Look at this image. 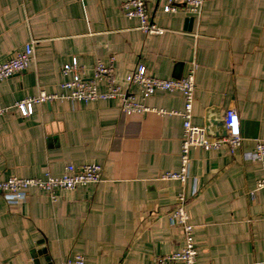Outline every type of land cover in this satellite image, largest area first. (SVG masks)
Returning <instances> with one entry per match:
<instances>
[{
  "label": "crops",
  "instance_id": "crops-1",
  "mask_svg": "<svg viewBox=\"0 0 264 264\" xmlns=\"http://www.w3.org/2000/svg\"><path fill=\"white\" fill-rule=\"evenodd\" d=\"M123 1L0 0V60L35 41L30 66L0 81V106L63 92L62 67L73 58L91 75L97 60L115 56L121 81L139 64L181 78L196 63L193 123L205 127L210 108L218 116L235 108L242 146L194 148L182 185L161 176L180 169L184 120L157 112L183 109L178 90L154 93L145 104L156 111L144 114L124 113L119 99L42 102L27 117L13 107L0 115V180L97 162L102 181L60 190L56 201L31 189L10 203L0 192V264H64L76 254L86 264H155L184 244L168 217L182 190L199 264H264V188H256L264 162L247 157L264 141V0H205L200 16L145 0L164 34L143 32Z\"/></svg>",
  "mask_w": 264,
  "mask_h": 264
},
{
  "label": "built area",
  "instance_id": "built-area-1",
  "mask_svg": "<svg viewBox=\"0 0 264 264\" xmlns=\"http://www.w3.org/2000/svg\"><path fill=\"white\" fill-rule=\"evenodd\" d=\"M163 11L175 13L180 6H185L186 12L200 16L205 0H163ZM123 13L128 18H138L139 28L148 34H164L166 29L158 25L151 16L145 0H125L122 5ZM35 57V41L27 42L16 52L0 60V81L6 80L16 73L26 70ZM115 56H111L108 62L97 60L92 68L91 75L88 68L79 64L77 58L62 67L64 80L61 83L63 92L47 93L39 92L38 95L16 101L13 106H0V115L6 114L13 107L17 108L25 117L34 111V105L54 100H70L77 102H91L107 99H119L124 113L144 114L156 111L145 104V100L157 91H180L184 96V107L182 110H157L161 115L174 114L183 118V138L180 153V169L178 171H167L161 176L164 180H178L185 185L190 178L191 151L200 148L206 151L221 150L227 147L230 152L235 153L242 146L244 137L241 132L240 119L235 108L226 111L225 125L227 136L216 138L208 135L206 128L193 123L194 101L196 81L195 73L198 65L196 63L181 78H160L148 73L145 65L139 64L128 72L121 81L116 73ZM106 84V90L99 89V83ZM131 86L139 88L141 99L130 90ZM253 161L264 162V141L257 143L255 151L247 156ZM102 181V166L97 162L85 163L76 166L69 163L65 166L62 175L56 176L50 172L43 176L18 177L11 176L0 180V192H2L10 203L24 201L28 198L31 189H37L47 193L53 201L58 199V191L75 190L79 186L99 183ZM257 189L264 188V176L257 181ZM197 188L193 189V194ZM189 199L184 190L177 194V206L169 213V223L178 227L184 235V244L181 249L172 253L157 256L155 264H199L198 246L195 240V225L190 221L186 205ZM64 264H86L83 254H76L64 261Z\"/></svg>",
  "mask_w": 264,
  "mask_h": 264
},
{
  "label": "water",
  "instance_id": "water-1",
  "mask_svg": "<svg viewBox=\"0 0 264 264\" xmlns=\"http://www.w3.org/2000/svg\"><path fill=\"white\" fill-rule=\"evenodd\" d=\"M216 108H210L207 112L205 128L208 135L220 138L227 136L228 131L225 125L226 111L218 116L214 113Z\"/></svg>",
  "mask_w": 264,
  "mask_h": 264
}]
</instances>
